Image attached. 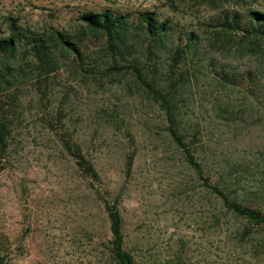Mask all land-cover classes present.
<instances>
[{"label":"rangeland","instance_id":"374dc122","mask_svg":"<svg viewBox=\"0 0 264 264\" xmlns=\"http://www.w3.org/2000/svg\"><path fill=\"white\" fill-rule=\"evenodd\" d=\"M104 8L152 10L182 34L198 33V53L148 66H157L160 86L176 85L169 98L202 176L168 134L160 103L130 69L111 68L97 41L79 61L62 57L55 71L25 66L11 89L17 100L0 92V117L12 123L0 162L4 263L113 264L108 201L136 264H264V225L234 214L210 188L264 211V42L226 36L216 22L223 12L264 11V0H0V36L7 17L36 33L74 35L81 13ZM230 69L261 76L232 81ZM69 143L98 178L80 170Z\"/></svg>","mask_w":264,"mask_h":264},{"label":"trees","instance_id":"16d2710c","mask_svg":"<svg viewBox=\"0 0 264 264\" xmlns=\"http://www.w3.org/2000/svg\"><path fill=\"white\" fill-rule=\"evenodd\" d=\"M240 14V13H239ZM236 12H223L216 21L222 32L228 36L232 31H240L242 39L254 37L264 42V11L248 10L245 15ZM8 33L0 36V92H8L13 99L17 96L11 89L17 81L26 78L25 66H31L38 71L52 72L60 64V59L69 56L74 60H81L90 48L89 42L97 41L96 50L107 59L111 68H127L134 73L137 82L160 103L164 109L166 129L173 142L184 153L185 160L202 176V167L194 156L186 135L180 128V114L176 103L169 98L175 90L174 83L159 85L157 81V66L148 60L160 59L168 55V65L180 63L184 54L198 53L196 45L198 33L189 31L182 34L168 18H159L156 12L148 9L135 12H116L109 8L99 11H86L81 13L79 19L82 30L77 34L51 29L49 33H36L17 24L15 18L7 17ZM88 35H91V39ZM93 36V37H92ZM21 53H20V52ZM20 53L21 62L16 59ZM26 59V61H24ZM24 62H26L24 64ZM232 81L258 80L261 76L250 69L236 71L230 69ZM224 73V71H223ZM226 74V73H224ZM227 77V74L225 75ZM239 78V79H237ZM0 117V162L6 159L12 123H6ZM68 148L76 158L78 167L84 173L98 178L93 166L85 160L80 146L69 143ZM133 154H128L125 162V172L129 174L132 168ZM210 186V185H208ZM217 193L224 205L234 214L244 217L248 222L264 225V211L253 207L249 203L239 202L229 198L218 187L210 186ZM104 210L109 222V252L113 264H136L131 254L124 248L123 220L115 203L104 201ZM0 264H5L0 256Z\"/></svg>","mask_w":264,"mask_h":264}]
</instances>
